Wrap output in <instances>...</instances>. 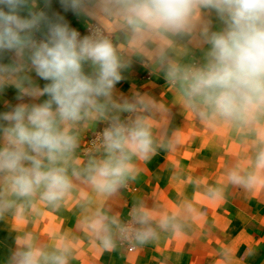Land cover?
Wrapping results in <instances>:
<instances>
[{
	"label": "clouds",
	"instance_id": "1",
	"mask_svg": "<svg viewBox=\"0 0 264 264\" xmlns=\"http://www.w3.org/2000/svg\"><path fill=\"white\" fill-rule=\"evenodd\" d=\"M59 3L63 12L94 21L87 34L52 10V0H42L43 7L39 0H0V91H18V103L0 112V219L22 216L41 201L59 207L77 182L110 196L135 177L133 159H149L156 140L149 120L120 119L121 111H136L135 104L113 99L133 56L162 69L202 124L251 133L256 150L248 170L233 168L226 179L249 192L264 190V0ZM191 44L206 46L202 59L181 63L173 53ZM97 120L108 122L91 149L99 155L81 164L80 133ZM178 146V135L168 141L169 151ZM81 221L104 250L115 246L114 224L123 238L140 243L156 238L154 222L169 227V217L157 218L142 205L130 225L101 212L85 211ZM69 252L63 239L48 250L24 234L8 264H67Z\"/></svg>",
	"mask_w": 264,
	"mask_h": 264
},
{
	"label": "crops",
	"instance_id": "2",
	"mask_svg": "<svg viewBox=\"0 0 264 264\" xmlns=\"http://www.w3.org/2000/svg\"><path fill=\"white\" fill-rule=\"evenodd\" d=\"M39 3L43 7L42 0ZM52 10L64 15L75 29H83L91 21L83 15L63 12L59 0H52ZM213 26L216 28L218 24L213 21ZM118 42L122 43V40ZM205 50L206 46L201 49L191 44L186 52L178 50L173 55L181 63L198 62ZM31 75L43 87L45 82L36 78L34 73ZM17 95L18 91L12 86L0 91V112L18 103ZM113 99L120 104L136 105L134 112L121 111V120L141 117L152 123L155 152L147 160L134 158L137 174L110 196H99L87 185L77 182L76 188L59 207L41 201L38 207L27 206L22 216L7 213L0 219V264H8L24 234H30L37 243L47 245L48 250H52L59 240H65L70 246L67 264H199V260L200 264H213L214 258L207 249H215L209 238L215 223L207 216L201 225L207 226L209 231L200 235L195 227L198 222L166 210L188 208L211 213L216 198L222 207L225 201L233 199L235 192L246 191L228 183L226 176L236 167L248 170L255 153L253 136L240 127L227 124L206 126L199 122L182 103L179 87L172 85L162 69L142 56H133L123 70L122 80L115 85ZM102 121L91 123L80 133L77 156L81 164H86L91 155H99L91 152L86 144L87 138ZM177 135L179 146L169 151L168 141ZM84 195L87 200L82 199ZM255 201L264 203V197ZM140 205L151 209L157 218L169 217V227L161 229L154 222L156 238L145 243L137 241L132 251L117 244L115 224L112 228L115 246L111 250L101 248L82 226L81 217L85 211L101 212L121 224ZM192 240L199 241V249L194 247ZM195 250L197 254H194ZM198 256L202 257L196 259ZM219 261L224 263L223 254Z\"/></svg>",
	"mask_w": 264,
	"mask_h": 264
},
{
	"label": "rangeland",
	"instance_id": "3",
	"mask_svg": "<svg viewBox=\"0 0 264 264\" xmlns=\"http://www.w3.org/2000/svg\"><path fill=\"white\" fill-rule=\"evenodd\" d=\"M256 150V145L253 146ZM264 197V190L249 192H235L233 199L225 201L222 207L216 198L211 206L212 212L196 209H172L168 212L180 214L191 222H198L197 232L208 233L209 228L202 226L206 217L213 224L210 245L214 248L207 249L214 259L213 264H264V207L260 201ZM247 205L249 207H243ZM191 218V220H190ZM195 248L199 241L192 240ZM201 243H205L202 241ZM199 249V248H198ZM205 251L201 249V251ZM223 250V251H222ZM197 250H195L194 254ZM219 251V253H218ZM224 255V263H220L221 255ZM219 255V257H218ZM198 256L196 259H199ZM200 264V260L198 261Z\"/></svg>",
	"mask_w": 264,
	"mask_h": 264
},
{
	"label": "built area",
	"instance_id": "4",
	"mask_svg": "<svg viewBox=\"0 0 264 264\" xmlns=\"http://www.w3.org/2000/svg\"><path fill=\"white\" fill-rule=\"evenodd\" d=\"M94 23V21H90L88 22L83 29H76L78 30L81 35L87 34L88 32V28L89 25ZM115 40V39H114ZM197 61H193L191 63H195ZM107 121L103 120L101 122V124L99 125V127L87 138V144L86 147L89 148V150H91L93 148V144L97 141V138L100 136V134L102 133V131L104 130L105 127H107ZM132 223V214H130L129 216H127L123 221H122V225H130ZM117 244L120 245L121 247L125 248L127 251H132L136 248L137 245V241L136 240H132V239H126L123 238L119 232L117 233Z\"/></svg>",
	"mask_w": 264,
	"mask_h": 264
}]
</instances>
